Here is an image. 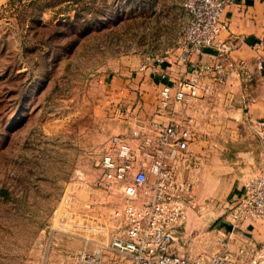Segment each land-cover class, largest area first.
Segmentation results:
<instances>
[{
    "label": "rangeland",
    "instance_id": "rangeland-1",
    "mask_svg": "<svg viewBox=\"0 0 264 264\" xmlns=\"http://www.w3.org/2000/svg\"><path fill=\"white\" fill-rule=\"evenodd\" d=\"M184 1L0 0V264L129 263L111 247L119 201L97 186L99 160L119 75L178 48ZM216 199L197 201L179 252L220 249L230 201Z\"/></svg>",
    "mask_w": 264,
    "mask_h": 264
},
{
    "label": "built area",
    "instance_id": "built-area-1",
    "mask_svg": "<svg viewBox=\"0 0 264 264\" xmlns=\"http://www.w3.org/2000/svg\"><path fill=\"white\" fill-rule=\"evenodd\" d=\"M238 1H184L179 70L159 91V106L169 111L167 121L144 118L130 104L119 106L118 117L126 130L111 135L103 150L97 186L119 201L109 211L111 247L127 257L128 264H264V244L233 236L245 221L264 218V164L245 183L242 194L230 201L220 228V249L197 255L176 249L179 230L198 204L195 182L188 173L196 164L190 149L195 132L179 114L203 94L213 95L218 85L232 82L231 74L244 67L231 56L237 46L234 39L222 36L228 25L225 10ZM256 50L260 52L261 43ZM194 54L200 55L199 60L192 59ZM206 54L214 60H204ZM256 65L264 70L263 54H258ZM259 127L264 132V119ZM195 239L190 235L189 245ZM101 255L85 250L82 259L92 263Z\"/></svg>",
    "mask_w": 264,
    "mask_h": 264
},
{
    "label": "crops",
    "instance_id": "crops-1",
    "mask_svg": "<svg viewBox=\"0 0 264 264\" xmlns=\"http://www.w3.org/2000/svg\"><path fill=\"white\" fill-rule=\"evenodd\" d=\"M224 19L228 25L222 36L234 39L237 46L231 56L244 67L231 74L232 82L218 85L213 95L203 94L179 114L189 120L195 132L190 149L196 164L188 173L195 182L197 201L208 197L231 201L239 197L245 183L264 164V132L259 127L264 119V70L256 65L258 54L264 55V0H239L226 8ZM258 43H261L259 53ZM178 53L175 49L166 58L142 66L135 76L122 71L118 78L121 99L118 109L130 104L144 118L167 121L169 111L159 106V91L163 84L172 82L170 76L179 70ZM199 58L198 54L192 56L194 61ZM202 58L214 60L208 54ZM248 97L253 101L248 103ZM118 109L117 130L125 132ZM233 236L264 244V218L245 221Z\"/></svg>",
    "mask_w": 264,
    "mask_h": 264
},
{
    "label": "water",
    "instance_id": "water-1",
    "mask_svg": "<svg viewBox=\"0 0 264 264\" xmlns=\"http://www.w3.org/2000/svg\"><path fill=\"white\" fill-rule=\"evenodd\" d=\"M193 209H194V208H192V209L189 210V214H188V215H190V212H191ZM190 234H192V233H190ZM190 234H187L186 236H190Z\"/></svg>",
    "mask_w": 264,
    "mask_h": 264
}]
</instances>
